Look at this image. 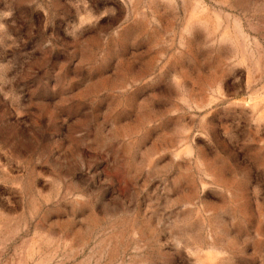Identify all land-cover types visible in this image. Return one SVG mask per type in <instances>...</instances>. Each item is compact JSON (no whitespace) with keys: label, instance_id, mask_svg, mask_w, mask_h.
Masks as SVG:
<instances>
[{"label":"rangeland","instance_id":"374dc122","mask_svg":"<svg viewBox=\"0 0 264 264\" xmlns=\"http://www.w3.org/2000/svg\"><path fill=\"white\" fill-rule=\"evenodd\" d=\"M0 264H264V0H0Z\"/></svg>","mask_w":264,"mask_h":264}]
</instances>
